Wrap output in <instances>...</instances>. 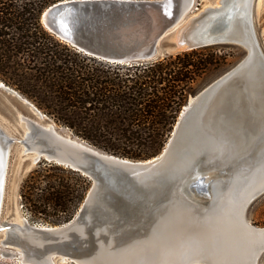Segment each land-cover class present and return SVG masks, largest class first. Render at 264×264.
Here are the masks:
<instances>
[{
  "label": "water",
  "instance_id": "1",
  "mask_svg": "<svg viewBox=\"0 0 264 264\" xmlns=\"http://www.w3.org/2000/svg\"><path fill=\"white\" fill-rule=\"evenodd\" d=\"M231 2L229 6L219 2L218 7H206L193 15L188 13L194 0H65L45 10L43 21L50 31L78 49L112 61H148L219 43L241 46L246 54L184 109L177 137L147 162L112 157L80 143L72 144L75 160H70L71 155L59 157L47 138H32L37 161L43 157L72 167L89 177L93 186L80 213L54 231L24 225L33 236L48 241L35 245L11 233L1 245L24 241L38 251L64 255L75 264H92L93 231L104 222H118L123 233H135L160 213L175 211L176 215L179 206L193 205L195 200L205 203L217 188L213 187L215 180L236 167L264 164V53L254 32L253 0H245L248 9L244 11L235 0ZM23 102L40 117L28 101ZM32 124L34 131L47 133ZM50 133L57 138L55 132ZM0 140L4 141L0 144L3 152L7 143L18 142L1 128ZM263 194L264 180L244 202L246 222L247 207ZM12 226L0 225V231ZM78 226L84 227V237L76 232ZM263 252L264 246L257 258ZM187 264L211 263L192 258Z\"/></svg>",
  "mask_w": 264,
  "mask_h": 264
},
{
  "label": "rangeland",
  "instance_id": "2",
  "mask_svg": "<svg viewBox=\"0 0 264 264\" xmlns=\"http://www.w3.org/2000/svg\"><path fill=\"white\" fill-rule=\"evenodd\" d=\"M60 1L64 0H0V128L13 139L21 137L23 122L17 117L22 115L101 153L152 160L175 139L189 98L246 54L241 46L219 43L103 69L44 25L45 10ZM216 1L194 0L188 15ZM252 14L264 53V0H253ZM8 90L45 117L35 116ZM23 144L8 145L0 224L19 223L21 218L32 226L67 223L82 210L92 180L43 157L29 164L31 155L21 153ZM246 217L253 226H264V194L247 207ZM7 236L6 230L0 231V239ZM37 252L24 241L0 244V264H32L25 260ZM59 257L54 255L55 263L75 264L68 257L60 262ZM257 264H264V252Z\"/></svg>",
  "mask_w": 264,
  "mask_h": 264
},
{
  "label": "bare ground",
  "instance_id": "3",
  "mask_svg": "<svg viewBox=\"0 0 264 264\" xmlns=\"http://www.w3.org/2000/svg\"><path fill=\"white\" fill-rule=\"evenodd\" d=\"M223 1L229 6L232 0H218L214 4L204 6L199 12L203 11L206 7H218V3ZM235 1L242 11L248 9L245 0ZM186 8L187 7H185V9ZM60 39L67 42L62 38ZM67 43L77 48L71 43ZM78 50L108 62L132 63L103 59L81 49ZM204 89L198 92L194 97H190L186 107L192 103L195 97ZM22 99L26 100L23 97ZM29 103L40 113V117H38L33 112L35 116L38 118L45 117L38 108L31 102ZM17 122H23V125L21 126V137L15 139L21 144H23V142L25 144L28 143L27 149L25 144L22 145L21 153H26V150L27 152L31 150L29 151L31 152L29 153V155H31L29 164L37 162V146L32 143V140H37L38 136L47 138L48 144L54 146L53 148L56 150L59 157L68 158L69 155H71V158H68L70 160H75L74 153L76 147L72 145L73 143H80L92 148L83 141L74 139L70 134H60L50 124L41 126L45 129L43 131L47 132L44 133L38 130L34 131L33 124L22 115L17 117ZM50 131L55 132L57 136L54 135V137L57 138L51 137ZM8 137L12 138L10 136ZM1 142L3 143L4 141L0 140V144ZM8 148L9 146L7 143L6 151L3 152L0 145V208ZM158 156L159 155L155 156V158ZM132 162L147 161L138 160ZM69 168L72 169V167ZM79 173L87 177L83 173ZM263 180L264 164L259 167L241 165L233 169L228 176L220 177V180L219 178L215 180L216 182L213 184V187L217 186V188L213 190L211 197L207 199L205 203L195 200L193 201L194 206L189 203L179 206V211L176 209V215L174 214L175 211L173 213H169V211H165L163 214L160 213L150 224L148 223L145 228L135 233L132 231V233L129 234L123 233L118 222L112 221L113 224L111 222H104L102 226L96 227L93 231L95 248L89 256V262L92 264H187L188 260L192 258H204L211 264H257V256L260 253L261 247L264 246V229L259 230L261 227L253 226L247 220V217V222L243 219V206L252 190L263 182ZM196 209H198V211ZM74 217L70 220L74 219ZM6 223L3 222L0 225ZM9 223H13V226L8 231L6 230V234L8 235L15 232L20 237L27 239L28 242L35 245H40L48 241L36 238L32 233L25 230L24 225L26 223L29 224L25 218H21L19 223L8 220V224ZM34 226L53 231L58 227L45 226L42 224ZM76 232L79 236H85V229L83 226H78ZM60 234L67 238L66 232ZM2 240L3 239H0V243ZM37 253L38 254L34 257L25 261H29L32 264H62L55 263L53 260L54 255H56L55 253H47L45 256L39 251ZM66 258V256L60 255L59 261L63 262Z\"/></svg>",
  "mask_w": 264,
  "mask_h": 264
},
{
  "label": "trees",
  "instance_id": "4",
  "mask_svg": "<svg viewBox=\"0 0 264 264\" xmlns=\"http://www.w3.org/2000/svg\"><path fill=\"white\" fill-rule=\"evenodd\" d=\"M65 42V41H64ZM65 43H67V42H65ZM68 45H70V44H68ZM73 47V46H72ZM74 49H75V51L76 52H78V53H80V54H82V55H84V56H87V57H89V58H92L95 62H96V64H98L101 68H107L108 69V67L110 66V65H112V64H132V63H134V62H132V63H114V62H108V61H104V60H101V59H98V58H96V57H93V56H91V55H87V54H85V53H83L82 51H79L77 48H75L74 47ZM110 69V68H109Z\"/></svg>",
  "mask_w": 264,
  "mask_h": 264
}]
</instances>
